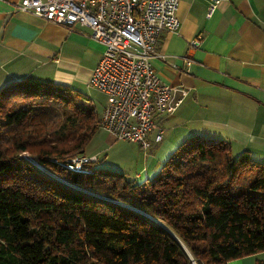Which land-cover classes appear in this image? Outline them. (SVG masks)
Listing matches in <instances>:
<instances>
[{"label": "trees", "instance_id": "1", "mask_svg": "<svg viewBox=\"0 0 264 264\" xmlns=\"http://www.w3.org/2000/svg\"><path fill=\"white\" fill-rule=\"evenodd\" d=\"M82 96L27 78L0 88V264H228L264 252V163L226 141L186 140L141 183L58 166L99 130Z\"/></svg>", "mask_w": 264, "mask_h": 264}, {"label": "crops", "instance_id": "2", "mask_svg": "<svg viewBox=\"0 0 264 264\" xmlns=\"http://www.w3.org/2000/svg\"><path fill=\"white\" fill-rule=\"evenodd\" d=\"M18 2L0 0V88L22 78L88 88L102 53L90 29L55 25L19 11ZM209 3L179 0L178 31L159 37L151 65L162 83L184 93H175L174 112L155 115L150 147L139 148L145 166L132 174L136 182L193 138L226 141L234 157L246 151L264 163V0H220L208 17ZM202 130L214 135L200 137ZM228 264H264V252Z\"/></svg>", "mask_w": 264, "mask_h": 264}, {"label": "built area", "instance_id": "3", "mask_svg": "<svg viewBox=\"0 0 264 264\" xmlns=\"http://www.w3.org/2000/svg\"><path fill=\"white\" fill-rule=\"evenodd\" d=\"M209 17L220 0H209ZM179 0H19L16 9L65 28L87 27L91 37L102 46L89 85L107 97L99 117V129L115 141L148 150L147 135L156 128L155 115L174 112L178 90L159 79L151 59L159 37L175 33ZM200 40L190 43L192 49ZM180 102V101H179ZM178 102V103H179ZM161 132L155 143L161 141ZM20 158L44 171L27 153ZM95 157L75 156L58 166L72 173H82V166ZM45 172V171H44Z\"/></svg>", "mask_w": 264, "mask_h": 264}, {"label": "rangeland", "instance_id": "4", "mask_svg": "<svg viewBox=\"0 0 264 264\" xmlns=\"http://www.w3.org/2000/svg\"><path fill=\"white\" fill-rule=\"evenodd\" d=\"M81 93L87 104L93 107L98 114H101L106 103V96L92 86L81 91ZM201 135L203 136L200 137H209L210 135H214V133L202 130ZM182 143H178L177 146H180ZM133 145L125 141H114L99 129L84 148V154L85 156H94L96 158L97 162L91 163L93 168L117 171L124 173L126 177L132 179V176L134 177L141 170L142 166H145L141 155L143 151L141 153L139 147L136 145L137 147L135 148V144ZM137 153H140L138 158H136ZM160 168L161 166H157L154 169V173H148V179H151L154 174L158 173ZM144 180L145 178L142 177L138 181L141 183Z\"/></svg>", "mask_w": 264, "mask_h": 264}, {"label": "water", "instance_id": "5", "mask_svg": "<svg viewBox=\"0 0 264 264\" xmlns=\"http://www.w3.org/2000/svg\"><path fill=\"white\" fill-rule=\"evenodd\" d=\"M62 183L66 184L67 186H69V187H71V188H73V189H78V188H76L75 186L70 185V184H68V183H66V182H62Z\"/></svg>", "mask_w": 264, "mask_h": 264}]
</instances>
